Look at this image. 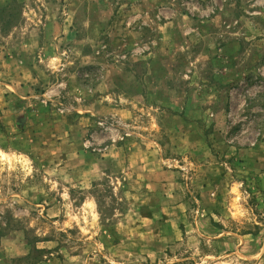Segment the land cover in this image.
<instances>
[{
    "label": "rangeland",
    "instance_id": "374dc122",
    "mask_svg": "<svg viewBox=\"0 0 264 264\" xmlns=\"http://www.w3.org/2000/svg\"><path fill=\"white\" fill-rule=\"evenodd\" d=\"M0 264H264V0H0Z\"/></svg>",
    "mask_w": 264,
    "mask_h": 264
}]
</instances>
